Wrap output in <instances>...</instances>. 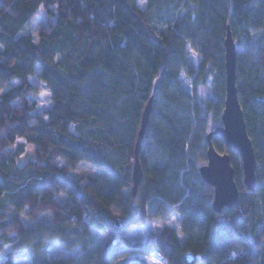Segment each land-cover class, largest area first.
Returning a JSON list of instances; mask_svg holds the SVG:
<instances>
[{
	"label": "trees",
	"instance_id": "trees-1",
	"mask_svg": "<svg viewBox=\"0 0 264 264\" xmlns=\"http://www.w3.org/2000/svg\"><path fill=\"white\" fill-rule=\"evenodd\" d=\"M39 8L55 17L34 40L19 31ZM227 24L257 184L243 188L238 153L213 135L239 189L236 206L215 212L213 188L198 168L223 108ZM155 77L133 195L134 144ZM38 89L48 104L41 113L28 100ZM27 144L34 158L19 164ZM83 162L97 172L72 176ZM171 216L173 226L142 240L125 235ZM91 228L105 240L95 241ZM52 241L81 252L41 264H112L131 255L141 257L120 264H147L154 250L165 264H264V0H0L3 264Z\"/></svg>",
	"mask_w": 264,
	"mask_h": 264
},
{
	"label": "water",
	"instance_id": "water-1",
	"mask_svg": "<svg viewBox=\"0 0 264 264\" xmlns=\"http://www.w3.org/2000/svg\"><path fill=\"white\" fill-rule=\"evenodd\" d=\"M160 85V77H155L149 98L143 108L140 125L134 144L133 163L131 167V191L135 195L142 176L139 153L146 125L149 119L152 102ZM221 125L207 132L206 162L199 166L200 177L213 188L211 207L215 212L223 208L236 206L239 202V189L234 178L230 156L219 152L213 145V135L222 137L225 145L236 151L241 160L242 183L248 191H253L257 184V161L250 136L248 135L243 110L240 106L236 89V46L230 27L227 24L224 37V100L220 115ZM184 260L191 262L193 253L186 252Z\"/></svg>",
	"mask_w": 264,
	"mask_h": 264
},
{
	"label": "rangeland",
	"instance_id": "rangeland-1",
	"mask_svg": "<svg viewBox=\"0 0 264 264\" xmlns=\"http://www.w3.org/2000/svg\"><path fill=\"white\" fill-rule=\"evenodd\" d=\"M51 10H55L53 7H50ZM55 16L52 14H49L44 8H39V11L37 14L29 21L27 22L19 31V33H25L30 32L33 36V39L36 40L38 37V32L40 28L45 24L48 18H54ZM199 93L203 96H207L208 93L204 88L199 89ZM29 102L35 103V109L39 113H41L43 110H45L48 107V104L45 100V92L43 89H38L35 94L28 96ZM221 125V120H217L215 122H212L210 124L209 129H213L216 126ZM71 129L73 130V125L71 126ZM18 141L24 142V139H19ZM32 144L26 145V151L22 156L19 158L18 163L21 164L24 161L31 160L34 158L33 152H32ZM97 169L95 167L90 166L88 163H81L80 166L70 171L69 173L72 176H78L81 173H89L93 174L96 173ZM240 182L244 188V184L242 183V173H240ZM57 199L61 202H64L67 200V196L65 193H60L57 196ZM39 221L43 222H49V218L45 215H42L38 218ZM164 224H167L169 226H173L175 224V216H171L168 220H166L164 223L155 222L152 220H146L145 222L131 226L128 231L126 232V237L129 240H142L145 238L146 234L150 231L152 232H158ZM91 236L92 238L97 241L98 243H101L105 240L106 235L100 231H98L95 228H91ZM81 250L78 246H73L71 248H67L63 245V243L59 241H52L50 242L46 247L33 251L30 248L27 249L25 256L21 257L18 263L16 264H41L45 263L49 258H55V257H65V256H73L76 257L80 254ZM133 257H141L140 255H131L120 257L112 264H120L124 262L125 260ZM147 264H165L163 262V256L158 250H154L150 253V256L144 257Z\"/></svg>",
	"mask_w": 264,
	"mask_h": 264
},
{
	"label": "crops",
	"instance_id": "crops-1",
	"mask_svg": "<svg viewBox=\"0 0 264 264\" xmlns=\"http://www.w3.org/2000/svg\"><path fill=\"white\" fill-rule=\"evenodd\" d=\"M5 255L4 254H0V264H3L4 263V261H5ZM20 260V258L19 259H16L15 261H14V264H16V263H18V261Z\"/></svg>",
	"mask_w": 264,
	"mask_h": 264
}]
</instances>
